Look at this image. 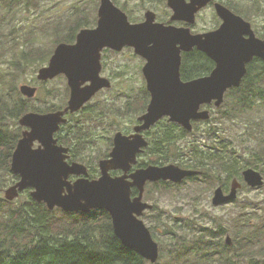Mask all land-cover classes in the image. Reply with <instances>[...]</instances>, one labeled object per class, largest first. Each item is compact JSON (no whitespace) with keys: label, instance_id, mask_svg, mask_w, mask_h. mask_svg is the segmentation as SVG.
Listing matches in <instances>:
<instances>
[{"label":"water","instance_id":"1","mask_svg":"<svg viewBox=\"0 0 264 264\" xmlns=\"http://www.w3.org/2000/svg\"><path fill=\"white\" fill-rule=\"evenodd\" d=\"M212 0H169L174 9L173 19L195 21V14ZM221 25L206 33L192 34L188 28L166 26L155 21V13L149 11L147 19L132 23L128 15L113 0H101L98 25L83 28L75 43H59L48 65L38 72L39 79L54 78L65 73L71 89L69 104L64 110L48 113L28 112L19 123L28 127L22 133L12 154L11 170L20 179L4 190V197L13 201L26 188L31 196L44 202L50 210L61 208L67 212H90L103 209L110 213L116 236L124 246L143 258L156 263L160 255L159 243L142 216L153 204L144 201L147 181L180 182L200 171L185 169L170 163L138 168L130 175L113 176L111 170L126 172L137 163V153L148 143L141 134L132 136L118 132L111 157L100 162L101 176L88 177V167L81 162H69V148L58 143L55 133L66 122L67 111L79 110L101 88L110 87L108 79L100 75L101 52L105 47L121 51L126 46L146 59L143 67L147 87L151 92L148 111L140 118L146 129L164 116L170 121L193 129L192 120H208L209 109L202 105L219 107L228 89L239 87L248 72V63L255 57L264 60V38L256 35L251 22L235 13L222 2L215 3ZM205 53L215 62L210 75L191 81L181 78L182 52L194 48ZM89 84H85L86 82ZM23 95L33 97L36 88L22 84ZM38 141L39 145L34 146ZM244 181L256 188L264 185V174L253 167L242 172ZM72 175L78 176L71 180ZM132 187L139 189L132 196ZM242 183L234 178L229 193L218 187L213 196L215 205L231 202L238 197ZM226 242L233 244L230 235Z\"/></svg>","mask_w":264,"mask_h":264},{"label":"trees","instance_id":"2","mask_svg":"<svg viewBox=\"0 0 264 264\" xmlns=\"http://www.w3.org/2000/svg\"><path fill=\"white\" fill-rule=\"evenodd\" d=\"M38 2L39 0H0V60L8 52L14 54L9 61V69H0V171L4 170V174H0V264H264L260 259L264 256V220L257 221L251 217L256 204L264 210V206L258 201L254 206L248 204L247 208L252 209L244 210V214L239 212L233 221L232 246L237 249L236 252L231 253L233 247L224 242V235L229 231L225 226L218 225L219 230H208L185 225L182 229L166 230L165 235L169 242L164 245L158 241L160 257L156 263H151L123 245L114 232L111 215L106 210L93 209L87 213L67 212L61 208L50 210L44 202L35 200L28 189L17 198L18 200L27 196L19 205H15V200L8 201L4 198L5 177H12L13 182L19 179V175L14 174L10 168L12 154L23 129L18 120L26 111L37 110L30 99L20 93L19 78L31 63L38 65L37 60L44 59L47 54L46 50L36 47L34 43L24 47L21 40L23 26L18 21L22 5L25 3L26 6L35 7ZM253 3L239 8V4L234 5L232 0L225 2L245 18L249 15V6L257 5V10L262 8L259 0ZM82 19L83 16L80 15L68 19L69 32L66 33L61 32L63 23L66 22L64 20L49 21L40 27V31L49 36L50 43L72 42L78 29L84 25ZM34 36L31 33L30 41L34 40ZM14 47L20 50L13 51ZM202 57L206 58L198 51V64H202ZM187 63L190 64L188 58L184 60V64ZM210 64L215 63L211 61ZM54 95L56 99L59 98V94ZM257 97H264V61L260 58H254L248 65V72L242 84L229 90L225 102L216 109L222 112L223 117L243 115L246 109L253 107ZM129 103L130 101L124 98H118L110 104L112 106L90 109L86 124L72 125V135L68 142L77 150L78 159H93L91 153H84L96 144V129L105 124L99 122L100 117L121 115L123 108H128ZM60 105L61 102L54 100V109ZM226 105L229 110L223 109ZM50 109L49 107L48 110ZM213 118L212 116L206 122H212ZM13 119L12 127L9 120ZM166 125H169L173 132L166 130L165 135L155 141V147L152 149L153 153L161 154V160L180 158L181 165L202 169L204 175L210 179H216L222 174L229 178L241 175L243 168L249 166L263 168L264 172V138L254 147L244 146L246 148L243 152L232 140L218 137L216 127H209L196 143L182 147L177 145V140L187 132L174 127L173 124ZM196 129L199 130V122L196 123ZM184 155L187 157H183ZM165 162L167 161L163 163ZM90 165V177H96L97 166ZM174 187H178L177 184L167 181L154 183L147 194L149 195L151 190L167 192ZM157 207L154 204L153 211L157 210ZM151 217L153 223L150 228L156 237L154 229L162 218L161 215ZM244 222L246 232L242 234Z\"/></svg>","mask_w":264,"mask_h":264},{"label":"rangeland","instance_id":"3","mask_svg":"<svg viewBox=\"0 0 264 264\" xmlns=\"http://www.w3.org/2000/svg\"><path fill=\"white\" fill-rule=\"evenodd\" d=\"M117 1L121 5L125 4L128 10H130L131 13L135 16H142L147 7L153 8L155 11L157 10L161 15H164L167 9L164 7V5H161L154 0ZM221 1L224 3L227 1L230 2V0ZM254 1L255 0H232V3L237 6L239 4L238 7L240 8L245 4H252ZM259 1L262 5V8L260 10H257V5L253 7L249 6L250 11L248 13L249 15H247V19L252 22L256 32L264 37V0ZM98 2L99 0H39L38 5L35 7L33 5L26 6L25 3H23L22 11L19 12L20 19L18 21L19 24L23 26V30L21 33L23 46L27 47L25 46L26 44L34 43L36 47L46 50L49 46L52 45V43H50L48 35H45V33L43 32V34L41 33L40 27H42L49 21L57 22L66 15L69 16V19L75 16L79 17L80 15L83 16L82 20L84 23L93 22V20H95L96 18L95 16H97ZM216 24L217 20L214 8L211 6L205 7L200 12V17L198 19V28H211ZM84 26L85 25L81 27ZM31 33L35 35L34 40L32 41H30ZM12 50L18 51L20 50V48L14 47ZM13 56L14 54L9 52L5 57L3 56L2 60H0V69H9V61L13 58ZM107 57L108 64H111V67H122V65L124 64L127 67L131 65V80H133V85L135 87L129 85V83L131 82L130 80L128 81L127 89L131 90V88H135V91H137L139 86L142 84V75L140 72L139 64H142L143 60L138 55L134 54V52L130 49H124L117 53L109 52ZM46 61L47 60H45L44 58L37 60L36 64L38 65H32L35 63H31V65L28 66L27 70L19 78L18 87L22 84L39 86V83L35 81L38 72L37 70L43 64H46ZM126 75L127 74H125L124 76ZM65 84H67V82L64 77L61 76L60 78H55L49 81L44 86L43 93L46 96L48 88H55L54 94H62L59 96V101L62 103L64 100L63 95L65 92ZM110 94L111 93L109 91H105L100 94V97H98L97 100L103 97H107ZM49 98L55 100L56 96ZM40 100L35 99L33 100V102H40ZM223 109L229 110L227 105L224 106ZM126 113H129V115H125L117 121V125L119 127L129 128V126L132 125L133 118H135L136 116L135 110H133L132 108L126 109L124 114ZM212 116L214 117L211 120L212 122H199V130H197L198 135H202L204 130L209 127H216L218 129V137H225L227 141L232 140L237 146H240L242 148L243 152L245 150L244 148H246L244 146L254 147L257 145V142L264 138V97H257V99L254 101L253 107L246 109L243 115H235L232 118H228V116L223 117L222 112L213 107ZM9 122L13 127L14 119L9 120ZM193 136H195V134L189 136V138H192ZM105 148V145H99L96 148L85 150L84 154L94 152V156H98L104 151ZM178 164L181 165L180 162H178ZM182 166L184 165L182 164ZM262 169L259 170L262 171ZM0 174H4V170H1ZM241 175L233 176L228 179V187H231V183L234 178H238V180L243 183V187L239 191L237 200L225 207H213L212 204V195L214 188L216 187L218 182L222 180L218 179L220 178V175L216 179H210L209 177H207V179L209 180L194 178L187 181L185 184H179L178 187H174L167 192L151 190L149 195L146 193V199H148L150 203L156 204L158 206L157 210L148 213V215H150L148 217L149 222L151 224L153 223L151 216L161 215L162 218L161 222L157 224V228L155 227L154 229V232L156 234V237H154L155 240L157 242L160 241L165 245V243L169 242L168 237L165 235L166 230H173L175 228L182 229L183 227H185V225L197 226L198 228L201 227L208 230H219L218 225H223L227 230H229L225 233L223 239H225L227 233H229L233 237L232 234H234V226L232 224L239 212H241V214H244V210L250 211L252 208L248 209L247 205L250 204L254 206L256 204L255 202L257 201L264 206V187L255 189L250 188L247 184H245V182L241 178ZM12 180V177L6 176L3 189H6L10 185L14 184ZM28 190L30 192V189ZM26 198L27 196H23L18 200L16 199L17 201H14L16 203L15 205H19V203L22 200H26ZM252 210H254V213L251 217H253L254 220H264V210L262 207L259 208L256 204V206ZM145 222L150 225L147 219H145ZM245 232L246 227L244 222V226L242 227V234H244ZM232 247L233 249L231 248L230 250L231 253L236 252L237 249L234 247V245ZM260 259L261 261H264V256L260 257Z\"/></svg>","mask_w":264,"mask_h":264},{"label":"flooded vegetation","instance_id":"4","mask_svg":"<svg viewBox=\"0 0 264 264\" xmlns=\"http://www.w3.org/2000/svg\"><path fill=\"white\" fill-rule=\"evenodd\" d=\"M154 1L160 3L161 5H164V7L167 8L164 15L159 14V12L157 10L155 11L153 8L147 7L145 9L144 13L142 14V16H135L134 14L131 13L130 10H128V8L125 6V4L121 5V4H119V2L117 0H113V2L128 15V18L132 23H141V22L145 21L147 19V13L149 11H152L153 13H155V21L156 22L164 23L166 26H175L178 28H188V29H190L192 34L206 33V32L215 30L223 22V20L218 16L216 9H215V3L216 2H222L221 0H212L210 3H208L206 6L201 8L198 12H196L194 22H188V21L182 20V19H173L172 17L175 14V11L169 5V3H168L169 0H154ZM186 1L190 2V0H186ZM222 3H224V2H222ZM100 4H101V0H99L98 5H97V16H95L96 17L95 20H93V22H88V23L83 22V24L85 26L80 27V29H78L77 33L82 28H95V27H97V25H98V11H99ZM207 6H211L214 8L217 24L211 28L199 29L198 28V19L200 17V12ZM68 19H69L68 15L63 16V18L61 19V20L66 21L65 23H63L64 27L62 28V31H61L62 33L69 32ZM253 28H254V26H253ZM77 33H76L75 39L72 42H68V43H75L76 42ZM256 34L260 38H264L258 32H256ZM62 42H66V41H61V42H58L57 44L54 42V43H52L51 46H49L46 49V51L48 50L47 54L45 55V60H47V61H46V64H43L42 66L49 64L52 56L54 55L56 46ZM124 49H130L134 52L133 47L127 46ZM124 49H122V50H124ZM198 51L206 56V58L202 57V58H204L202 64L197 63ZM109 52L117 53L120 51L114 50L110 47H105L101 52L102 64H101L100 75L102 77L108 79L111 83V86L101 88L79 110L74 111V112H72L70 110L67 111L64 115V117L67 119L66 122L61 123L59 130L55 133V138L58 140V143L64 147L69 148V151H68L69 158H67V160L70 163L76 161V162H81V163L85 164L88 167V173H89L88 177L91 179H92V177H90V175L92 172V168H91L90 164L96 165L97 166L96 167L97 168L96 169V175L97 176L93 177V178H99L101 176L100 162L103 159H107V158L111 157V152L115 147V136L118 132H121L127 136H132L134 134H141L143 136L144 140L148 144L146 146H142L140 148L141 151L137 153V163L133 164L128 172L125 173V171L123 169H120V168L113 169L110 171L113 176H120V175H124V174L130 175L131 173L136 171L138 168L147 167L151 164L162 166V165L174 163V164H177V165H179L185 169H194L191 167H186L185 165L182 166V165L178 164V162H181L180 158H178V159H172L171 158L169 160H161L160 159L161 154L153 153L152 149L155 147V141L158 138L164 136L166 133V130L172 131L171 127L169 125H166V124L170 123V124H173L174 127H177L180 130H185L187 133L182 135L181 138H178L177 145L182 146V147H189L191 145V143H196L198 141L197 139L199 137H202V135H198V133H197L196 123H198V122L203 123V122H206L208 120H192L193 129L188 130L183 125H181L177 122H174V121H170L169 116H164V117L160 118L158 121H156L154 124H152L150 127L146 128V129H142L140 131H137L136 127L142 125L144 122L140 118L142 117L143 114H145L148 111V107H149L151 97H152L151 92L149 91V89L147 87V79H146L144 72H143V67L145 66L146 59L138 55L143 60V63L139 64L140 72L142 75V84L139 86L137 91H135V88H131V90H129V89H127L128 88L127 86H128V81H130L132 79L131 74H130V72H131L130 68H132L131 65H129L128 67L125 64L122 65V67H117V66L111 67V64H108V61H107L108 60L107 55ZM186 58H188V61L190 62V64H188V63L184 64V60ZM211 61H213V60L210 57H208L202 51L198 50L196 47L190 51H187V52L183 51L182 52V63H181V69H180L182 80L187 82V81L195 80V79L200 78V77L210 75L212 73V71L214 70L215 65H216V64H210ZM41 67H39V69ZM39 69L37 70L38 72H39ZM38 72H37V76L35 78V81H37L39 83L40 88L38 85H31V86L36 88V93L33 97H27V96L23 95V93L20 90V86H19L20 93L26 99H30L31 103L35 99L36 100L41 99L40 102H33L32 103L33 107L36 108L37 110L30 109V110L26 111L24 114H26L28 112L48 113V112H55L58 110H64L69 104V99H70V95H71V89H70V86L68 83L67 75L65 73H60L57 76H55L54 78H49V79L43 80V79L38 78ZM125 74H127V75L124 76ZM61 76L64 77L66 79V82H67V84H65V92L63 95L64 100L57 109H54V106H53L54 100L50 99L49 97L55 96L54 92H53V90L55 88H48L47 92H46V96L43 93V88L49 81H51L55 78H60ZM89 83L90 82L88 81L85 84H89ZM129 85L135 87L133 85V80H131ZM105 91H109L111 94L107 97H103V98H100L99 100H97V98L100 97V94H102ZM227 93H226V95H227ZM57 94H59V93H57ZM60 95H62V94H59V96ZM118 98H124V99L130 101V103L128 104L129 107L128 108L124 107L123 108V114H121V115L111 116V118L100 117L99 122L100 123L102 122L105 124L99 126L98 129H96V144H93L91 149L96 148L99 145H105L106 148L98 156H94V152H90L93 156V159H90L88 161L78 159L76 156L77 150H74V145L71 144V142H68V140H70L71 135H72V130H71L73 127L72 125L77 124V123L80 125L86 124L88 122L86 116L89 115L88 112L90 109H99L102 106L110 105L112 102L116 101ZM225 98H226V96H225ZM57 101H59V98H57ZM110 106H112V105H110ZM49 107L51 108L50 110H48ZM213 107H215L214 103L208 104V105H203L202 109L209 108L212 112ZM131 108L133 110H135V115H136L135 118H133L132 125L129 126V128L128 127L127 128L119 127L117 125V121L120 118H122L123 116L129 115V113H126V114H124V113H125L126 109H131ZM40 110H45V111H40ZM22 128L23 129L21 132V137H22L23 131L28 129V127L22 126ZM194 134H195V136H193L192 138H189V136H192ZM38 145H39V142L36 141L34 146L37 147ZM171 149L173 150V147ZM188 155L190 156V158L192 157L190 151H189ZM183 157H187V156L184 155ZM164 161H167L169 163H166V162L163 163ZM170 161H176L177 163L176 162H170ZM197 170L200 171V173L198 175L186 177L180 182H173V181H167V182L175 183L178 186L179 184H185L187 181L194 179V178H198V179L202 178L204 180H208L207 175H204V172L202 169H197ZM77 178H78V176H76V175H72L70 177V179L73 181L76 180ZM217 178H218V176H217ZM19 179H20V175H19ZM218 179H222V180H220L218 182V184L216 185V187L214 188L213 195H212V204H213V207H225V206H227L233 202H227L224 204L215 205L213 203V196H214L215 190L218 187H221L226 194L229 193L230 187L227 186L229 177H226V175L224 177V174H222V175H220V178H218ZM162 181H165V180L147 181L146 182L144 195H143L144 201L149 202V200L146 199L145 196H146V193H147L148 189L150 188V186L153 185L154 183H161ZM138 194H139V189L137 187H132V196L134 197V196H137ZM153 210H154V207L152 209L145 210V212L142 216V219L144 221H145V219H147V221L149 222L148 217L150 215H148V213L152 212ZM147 225L150 227L151 223H150V225L149 224H147ZM228 234L229 233L226 234V237L224 239L225 242H226V238H227Z\"/></svg>","mask_w":264,"mask_h":264}]
</instances>
